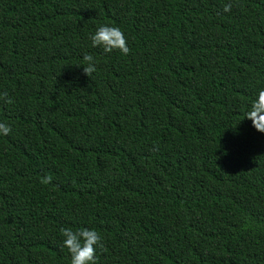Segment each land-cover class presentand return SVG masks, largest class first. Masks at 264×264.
<instances>
[{"label": "trees", "instance_id": "obj_1", "mask_svg": "<svg viewBox=\"0 0 264 264\" xmlns=\"http://www.w3.org/2000/svg\"><path fill=\"white\" fill-rule=\"evenodd\" d=\"M0 264H264V0H0Z\"/></svg>", "mask_w": 264, "mask_h": 264}]
</instances>
